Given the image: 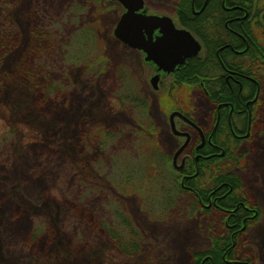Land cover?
<instances>
[{
  "label": "rangeland",
  "instance_id": "rangeland-1",
  "mask_svg": "<svg viewBox=\"0 0 264 264\" xmlns=\"http://www.w3.org/2000/svg\"><path fill=\"white\" fill-rule=\"evenodd\" d=\"M144 3L171 15L179 2ZM121 12L104 0H0V41L13 47L0 56V264H190L209 246L171 166L179 140L163 100L200 123L211 108L195 83L152 89L148 66L113 36ZM260 124L235 171L260 212L236 251L254 264H264V111Z\"/></svg>",
  "mask_w": 264,
  "mask_h": 264
},
{
  "label": "flooded vegetation",
  "instance_id": "flooded-vegetation-1",
  "mask_svg": "<svg viewBox=\"0 0 264 264\" xmlns=\"http://www.w3.org/2000/svg\"><path fill=\"white\" fill-rule=\"evenodd\" d=\"M188 1V11H181L176 5L173 13L168 16L175 27L187 30L198 41L200 52L195 59H186L170 73H165L153 62L145 61L141 51L130 47L128 50L137 52L144 66H148V83L152 77L157 76L156 91L162 89L167 78H171V85L175 87L177 75L182 70L191 81L198 84L199 91L207 99L211 113L204 123L197 122L183 109L171 108L170 112L177 110L194 124L174 116V128L179 132L176 134L170 128L169 116L166 117L168 134L179 140L171 156V164L173 168L179 166L180 187L192 197L198 210H212L219 215L220 223L224 226L221 238L230 239L232 243L241 242L245 229H249L260 217V212L249 198L237 192L229 193L232 187L227 180L228 160L221 166L224 179L215 187L212 186V160L225 155L223 146L240 147L251 141L257 131L261 130L259 121L262 106L264 109V103L261 102L264 97V41L259 43L255 39L264 34V0ZM145 9L146 14H158L148 12L146 5ZM159 34V28H155L152 38L155 39ZM171 85L164 93H170ZM185 141L174 164V153ZM200 180L209 186L204 189L199 187L197 182ZM195 219L198 220L197 216ZM230 220L236 222L230 223ZM235 226L239 227L235 229ZM211 256L208 254L204 259H207L208 264H215ZM222 258L225 264H249L238 255L235 259L227 258L225 252H222Z\"/></svg>",
  "mask_w": 264,
  "mask_h": 264
},
{
  "label": "water",
  "instance_id": "water-1",
  "mask_svg": "<svg viewBox=\"0 0 264 264\" xmlns=\"http://www.w3.org/2000/svg\"><path fill=\"white\" fill-rule=\"evenodd\" d=\"M107 1H117L125 8V12L121 14L113 29L114 37L126 46L145 52L144 59L152 60L159 70L168 73L176 65L183 63L186 58L195 56L199 52L200 45L193 36L184 29L174 27L168 16L146 15L143 9V0ZM140 9L143 11L138 12ZM155 28H159L160 36L153 39L152 31ZM150 83L154 89L157 88V76L152 77ZM174 116L194 125L181 113L173 111L169 115V122L171 130L176 134L179 132L174 128ZM186 142L174 153V164L176 156L182 151ZM177 167L179 168V166Z\"/></svg>",
  "mask_w": 264,
  "mask_h": 264
},
{
  "label": "trees",
  "instance_id": "trees-1",
  "mask_svg": "<svg viewBox=\"0 0 264 264\" xmlns=\"http://www.w3.org/2000/svg\"><path fill=\"white\" fill-rule=\"evenodd\" d=\"M230 1H234V0H230ZM178 9L181 11H185V10L188 11L189 10V1L188 0H180L178 3ZM261 43H263V42H261ZM12 49H13V47H6L3 44V41L2 42L0 41V56L1 55L7 56V54L10 53V51ZM262 53L264 54V51H262ZM3 56H1V58ZM193 59H195V58H192L191 60H193ZM19 72L21 74H23L24 71H19ZM16 75H19V74H16ZM177 76H178V78H177L176 86L178 88L181 87V85L194 83V81H191L183 73L182 70L179 71ZM27 77H25V78L27 79ZM7 80H11V78L7 79ZM38 85L39 84H37V86ZM176 89L177 88H175V90ZM46 90L48 92L49 88H46ZM163 101L167 102L166 104H164V106H165L164 110L166 111L170 107V105L172 104V101H171L170 97H167ZM261 102H262V104L264 103V98L262 99ZM262 112H263V106H262V109L260 110V120H261ZM259 123H260V121H259ZM260 127H261V124H260ZM223 147L225 149V155L222 158L212 160V161H214L212 170L215 171V174H213L211 176L212 186L215 187L224 179L221 176V172L223 170L221 168V166L225 160H228L229 163H228L227 169L229 171V174L227 175V180H228L230 186L232 187V190L229 193L234 194L241 188V181L239 179V175L237 173H235L234 171L238 170L241 167V164L244 162L245 153L237 152L236 151L238 149L237 145L223 146ZM202 179H204V178H202ZM197 185L203 189L207 188L209 186L208 184L203 183V181H201V180L199 182H197ZM231 203L233 204L234 201H232ZM196 216H197V219L200 220L199 226L201 227V225H204V228H203L204 233L210 234L209 235L210 236V238H209L210 243H209V246L207 248L197 250V251H193L190 253V256H191L190 264H208L207 259H204L208 254H212L211 257H212L213 263L225 264L224 259L222 258V252L226 253L227 258L235 259V256H236L235 251L238 250L240 247H242V245L240 246V243L237 241L235 243H232L230 241V239H224L223 240L221 238L224 235V233L222 232V230L224 229V226H223V224H220L221 220H220L219 215H216V213L212 210H207L204 212L199 211ZM229 222L230 223L236 222V220H230ZM237 227H239V226H237ZM237 227L235 226L234 228L236 229ZM247 229H248V227L245 229V231H247ZM230 231H231V229H230ZM230 231H229V233H230ZM108 234L110 235V237L113 240H117L118 245H119L118 248L123 253H127L129 256L132 254H136L134 252H137V251L132 250V243L131 242H128V250H125V248H122V246H121L122 244H120V242H119L120 240L118 239V237L116 236L115 233H113L111 231V232H108ZM240 257H241V260H244L245 262L248 261L249 264H252L251 258L248 256V254L245 251L242 252Z\"/></svg>",
  "mask_w": 264,
  "mask_h": 264
}]
</instances>
